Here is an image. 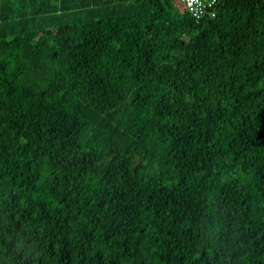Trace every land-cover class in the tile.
<instances>
[{
	"label": "trees",
	"instance_id": "obj_1",
	"mask_svg": "<svg viewBox=\"0 0 264 264\" xmlns=\"http://www.w3.org/2000/svg\"><path fill=\"white\" fill-rule=\"evenodd\" d=\"M0 264H264V2L0 0Z\"/></svg>",
	"mask_w": 264,
	"mask_h": 264
},
{
	"label": "built area",
	"instance_id": "obj_2",
	"mask_svg": "<svg viewBox=\"0 0 264 264\" xmlns=\"http://www.w3.org/2000/svg\"><path fill=\"white\" fill-rule=\"evenodd\" d=\"M264 2V0H262ZM187 12L195 20L215 15L218 0H180Z\"/></svg>",
	"mask_w": 264,
	"mask_h": 264
},
{
	"label": "rangeland",
	"instance_id": "obj_3",
	"mask_svg": "<svg viewBox=\"0 0 264 264\" xmlns=\"http://www.w3.org/2000/svg\"><path fill=\"white\" fill-rule=\"evenodd\" d=\"M181 3V2H180Z\"/></svg>",
	"mask_w": 264,
	"mask_h": 264
}]
</instances>
